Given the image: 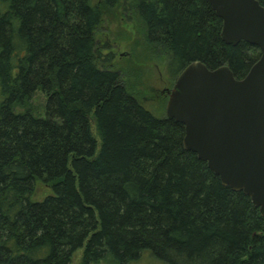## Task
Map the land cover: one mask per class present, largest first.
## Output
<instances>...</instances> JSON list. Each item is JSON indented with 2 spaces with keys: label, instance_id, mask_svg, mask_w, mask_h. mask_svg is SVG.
<instances>
[{
  "label": "trees",
  "instance_id": "16d2710c",
  "mask_svg": "<svg viewBox=\"0 0 264 264\" xmlns=\"http://www.w3.org/2000/svg\"><path fill=\"white\" fill-rule=\"evenodd\" d=\"M264 8V0H257ZM136 17L174 81L191 63L246 76L208 0H0V264H264V217L148 112L95 38ZM130 18V17H129ZM37 91L45 116L33 115ZM52 191L33 201L37 184Z\"/></svg>",
  "mask_w": 264,
  "mask_h": 264
},
{
  "label": "water",
  "instance_id": "95a60500",
  "mask_svg": "<svg viewBox=\"0 0 264 264\" xmlns=\"http://www.w3.org/2000/svg\"><path fill=\"white\" fill-rule=\"evenodd\" d=\"M225 45L260 50L246 76L228 67L188 65L168 92L165 116L184 127V148L264 217V8L257 0H208Z\"/></svg>",
  "mask_w": 264,
  "mask_h": 264
},
{
  "label": "rangeland",
  "instance_id": "374dc122",
  "mask_svg": "<svg viewBox=\"0 0 264 264\" xmlns=\"http://www.w3.org/2000/svg\"><path fill=\"white\" fill-rule=\"evenodd\" d=\"M99 3L100 0H91ZM130 17V18H129ZM95 38L102 54H111V69L118 71L129 92L156 118L165 116L168 92L173 80L167 75V56L161 49L146 44L141 24L136 17L123 14L120 9L106 13L96 30ZM46 97L37 91L30 105L33 115L45 116ZM52 194L44 185L37 184L33 201H40ZM80 254L74 255L73 263ZM99 264H115L109 260ZM128 264H162L144 253L137 261Z\"/></svg>",
  "mask_w": 264,
  "mask_h": 264
}]
</instances>
